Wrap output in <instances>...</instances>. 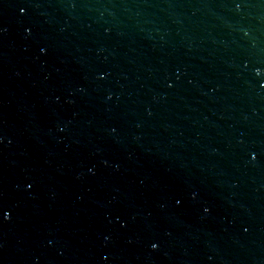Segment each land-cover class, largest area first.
Returning a JSON list of instances; mask_svg holds the SVG:
<instances>
[{
	"label": "water",
	"instance_id": "obj_1",
	"mask_svg": "<svg viewBox=\"0 0 264 264\" xmlns=\"http://www.w3.org/2000/svg\"><path fill=\"white\" fill-rule=\"evenodd\" d=\"M0 264H264V0H0Z\"/></svg>",
	"mask_w": 264,
	"mask_h": 264
},
{
	"label": "clouds",
	"instance_id": "obj_2",
	"mask_svg": "<svg viewBox=\"0 0 264 264\" xmlns=\"http://www.w3.org/2000/svg\"><path fill=\"white\" fill-rule=\"evenodd\" d=\"M153 247H155V245H153Z\"/></svg>",
	"mask_w": 264,
	"mask_h": 264
},
{
	"label": "snow or ice",
	"instance_id": "obj_3",
	"mask_svg": "<svg viewBox=\"0 0 264 264\" xmlns=\"http://www.w3.org/2000/svg\"><path fill=\"white\" fill-rule=\"evenodd\" d=\"M253 159H255V157H253Z\"/></svg>",
	"mask_w": 264,
	"mask_h": 264
}]
</instances>
